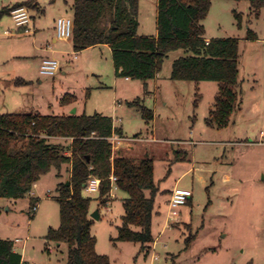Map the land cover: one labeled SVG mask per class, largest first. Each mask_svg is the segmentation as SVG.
<instances>
[{"label": "rangeland", "instance_id": "obj_1", "mask_svg": "<svg viewBox=\"0 0 264 264\" xmlns=\"http://www.w3.org/2000/svg\"><path fill=\"white\" fill-rule=\"evenodd\" d=\"M15 1L0 0V11ZM37 2L41 10L30 12L41 26L52 28L60 14L73 15V0ZM157 3L140 0L139 33H157ZM235 13L242 17L240 25ZM254 14L248 0H212L202 21L207 37L239 39L241 103L222 129L206 121L218 82L170 78L174 60L189 51H171L157 80L150 79L151 92L145 94L143 80L116 75L104 44L84 49L82 65L72 52L60 55L62 70L42 75L36 57L41 41L34 44V35L19 32L8 14L0 18V113L32 109L42 115H63L75 108L79 115H117L124 141L134 148L124 151L128 144H123L114 156L154 161L159 191L152 221L155 241L150 248L116 239L127 193L114 188L106 206L92 201V211H100L92 226L96 249L108 255L111 264H264V42L259 39L264 37V6L258 17ZM249 29L257 39H247ZM68 94L76 100L63 104ZM137 97L153 110L152 120L128 105ZM52 141L67 143L63 138ZM178 151L186 157L178 158ZM68 170V165L61 168L63 182ZM58 171L52 167L22 198H0V238L12 240L30 264H67V243L46 238L51 227L60 225ZM176 187L192 191V196L172 209L169 200ZM32 193L38 196L35 211L30 208Z\"/></svg>", "mask_w": 264, "mask_h": 264}, {"label": "trees", "instance_id": "obj_2", "mask_svg": "<svg viewBox=\"0 0 264 264\" xmlns=\"http://www.w3.org/2000/svg\"><path fill=\"white\" fill-rule=\"evenodd\" d=\"M248 1L258 17L264 0ZM211 3L212 0H158L157 34L141 35L140 0H73L74 50L109 44L117 74L144 82L156 77L171 51H189V55L174 60L170 78L218 82V93L206 121L213 128H225L241 103L239 39L212 38L207 43L202 21ZM19 5L41 10L37 0H26L4 7L0 18ZM235 15L240 25L242 17ZM257 38L249 29L247 39ZM75 100L74 95L68 94L62 103ZM128 105L140 110L147 121L154 118L153 110L144 104L143 98L137 97ZM113 133L124 136L112 117L97 112L0 113V198H22L52 167L60 171L63 165L69 166V185L64 181L58 186L60 225L51 227L46 235L48 240L67 243V264H111L110 257L96 249L91 217L94 199L100 206H106L111 199V175L116 176L118 189L128 194L123 199L124 214L116 239L140 243L142 249L150 248L155 241L152 221L159 187L154 178V161L150 157L136 160L114 156L110 141ZM55 138H63L67 143L52 141ZM177 157L183 159L186 153L178 151ZM91 176L101 179L96 198L84 194ZM36 200L31 198L30 208L33 209ZM22 263V255L14 251L13 241L0 238V264Z\"/></svg>", "mask_w": 264, "mask_h": 264}, {"label": "built area", "instance_id": "obj_3", "mask_svg": "<svg viewBox=\"0 0 264 264\" xmlns=\"http://www.w3.org/2000/svg\"><path fill=\"white\" fill-rule=\"evenodd\" d=\"M11 18L15 22L16 26L19 28H28L32 22V16L30 10L26 5H19L13 7L10 12ZM74 33V19L73 16L62 15L56 20V35L57 38L62 40L72 39ZM209 40H207L208 43ZM60 70V61L56 58L46 57L42 60L40 64L39 72L42 75L53 76ZM261 136L264 137V131H261ZM110 141L113 145V150L118 147V145L123 141L120 136L116 133L110 137ZM112 190L118 189L116 185V176H110ZM101 184V179L97 176H91L85 184V192L89 194H96L99 192ZM112 192V191H111ZM112 194V193H111ZM192 196V191L188 189H183L176 187L170 195L169 206L170 208H177L188 202ZM37 209V204L33 207L35 211Z\"/></svg>", "mask_w": 264, "mask_h": 264}, {"label": "crops", "instance_id": "obj_4", "mask_svg": "<svg viewBox=\"0 0 264 264\" xmlns=\"http://www.w3.org/2000/svg\"><path fill=\"white\" fill-rule=\"evenodd\" d=\"M24 1H26V0H16L14 3H10V4H8L7 6H13L14 4H16V3H22V2H24ZM31 11V10H30ZM39 11V10H38ZM31 13V16H32V22H31V24L28 26V28L26 29V28H17V30L19 31V32H24L23 34L24 35H26V34H28V35H34V38H33V43L34 44H38L37 43V41H41V45L39 46H37L36 45V48H37V50L41 53H38L37 55H36V57H40L39 58V60H38V62H39V67H40V64H41V62H42V60L44 59V58H46V57H52V58H56V59H58L59 57H61L62 55H65V54H70L71 52V54H73L74 53V58H75V60H77V61H79V65H82L83 64V61H84V59H85V57H83V60L82 61H80L81 60V54H82V56H83V54H85V50H81V51H76V50H74V46H73V42H72V39H68V40H62V39H59V38H57V35H56V20H57V18L59 17V16H62V15H68V16H72V15H69L68 13H63V14H60L57 18H56V20H55V22H54V24L52 25V28L51 27H45V26H41L40 25V23L38 22V20L35 18V16H33L32 15V12H30ZM10 17H11V15L10 14H8ZM140 22V21H139ZM205 28V27H204ZM139 29H140V26H139ZM7 34H10L11 32H10V30H6L5 31ZM141 35H156L157 33H155V34H145V33H140ZM205 38H206V40H210V39H212V38H210V37H207L206 36V29H205ZM260 39V41L261 42H264V37H260L259 38ZM35 40H37V41H35ZM46 42H48V43H46ZM46 43V44H45ZM106 47H108L109 48V50H110V52H111V57H112V49H111V47H110V45L109 44H104ZM97 46V45H96ZM61 55V56H60ZM59 61H60V70H62V60H60V59H58ZM113 61V60H112ZM113 65H114V63H113ZM114 69H115V67H114ZM59 70V71H60ZM58 71V72H59ZM64 73V72H63ZM115 73H116V75L117 76H119L118 74H117V72H116V69H115ZM157 75H156V77L155 78H153V80H157ZM125 79L126 80H128L129 78H126L125 77ZM130 80V79H129ZM152 80H150V81H148V82H145V85H146V90H145V88H144V93L146 94V93H148V92H151L148 88H149V83L151 82ZM145 85H144V87H145ZM19 111H21V110H19ZM23 112H25V113H27V112H35V110H28V109H26L25 111H23ZM15 113H19V112H15ZM112 118H113V120H114V125L115 126H117V127H120V128H122L121 126H119L118 125V123L119 122H121L122 121V119H121V117H119V116H117V115H114V116H112ZM122 131H123V129H122ZM124 135V134H123ZM138 135H136V137H135V139H139V137H137ZM120 138L121 139H123V141L118 145V147H116V149L117 150H119L120 149V146H122L123 144H128V146H127V149H125L124 151H130V150H132L134 147L132 146V144H130L129 142H126V141H124V139L126 140V136L124 135V136H120ZM116 149H114L113 151L114 152H116L115 150ZM123 150V149H122ZM56 176L58 177V178H60V180L62 179V177H63V174L61 173V170L60 171H58L57 172V174H56ZM69 176V175H68ZM67 179H68V177H67ZM67 179H65V181L67 180ZM61 182H63V179H62V181H60L59 183H58V186H59V184L61 183ZM36 184L37 183H35L34 184V188H36L37 186H36ZM32 195H33V198H35V197H38V196H36V194L34 193H32ZM14 251H16V252H18L19 253V250L14 246ZM22 255V254H21ZM22 264H30L29 262H27L26 260H25V258H24V256L22 255Z\"/></svg>", "mask_w": 264, "mask_h": 264}, {"label": "water", "instance_id": "obj_5", "mask_svg": "<svg viewBox=\"0 0 264 264\" xmlns=\"http://www.w3.org/2000/svg\"><path fill=\"white\" fill-rule=\"evenodd\" d=\"M70 114H76V109L74 108ZM69 180H66V184L69 185ZM91 217L95 219H100V211L99 209H95L94 211L91 212Z\"/></svg>", "mask_w": 264, "mask_h": 264}]
</instances>
